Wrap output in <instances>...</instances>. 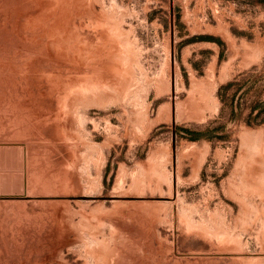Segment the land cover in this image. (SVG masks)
Listing matches in <instances>:
<instances>
[{
	"label": "rangeland",
	"instance_id": "374dc122",
	"mask_svg": "<svg viewBox=\"0 0 264 264\" xmlns=\"http://www.w3.org/2000/svg\"><path fill=\"white\" fill-rule=\"evenodd\" d=\"M0 264H264V0H0Z\"/></svg>",
	"mask_w": 264,
	"mask_h": 264
},
{
	"label": "trees",
	"instance_id": "16d2710c",
	"mask_svg": "<svg viewBox=\"0 0 264 264\" xmlns=\"http://www.w3.org/2000/svg\"><path fill=\"white\" fill-rule=\"evenodd\" d=\"M207 38H209V37H207ZM184 130L187 131V132H189L190 134H192L191 138L197 139L200 136L199 135L200 133H196V132H194V131H192L190 129L185 128Z\"/></svg>",
	"mask_w": 264,
	"mask_h": 264
}]
</instances>
